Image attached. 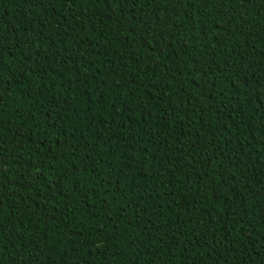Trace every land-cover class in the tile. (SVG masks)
Listing matches in <instances>:
<instances>
[{
    "label": "trees",
    "instance_id": "trees-1",
    "mask_svg": "<svg viewBox=\"0 0 264 264\" xmlns=\"http://www.w3.org/2000/svg\"><path fill=\"white\" fill-rule=\"evenodd\" d=\"M0 264H264V0H0Z\"/></svg>",
    "mask_w": 264,
    "mask_h": 264
}]
</instances>
